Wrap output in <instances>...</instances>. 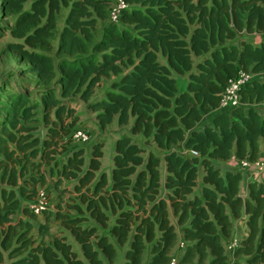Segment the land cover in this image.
<instances>
[{"label": "trees", "instance_id": "obj_1", "mask_svg": "<svg viewBox=\"0 0 264 264\" xmlns=\"http://www.w3.org/2000/svg\"><path fill=\"white\" fill-rule=\"evenodd\" d=\"M115 2L0 0V41L13 38L0 54L17 55L21 72L44 85L37 99L19 84L0 89V264H169L175 256L180 264H264V177L249 180L237 163L264 152V77L219 111L230 79L264 73V0H125L117 22ZM78 101L104 129L131 124L116 137L109 171L103 139L74 137ZM139 134L158 151L140 145ZM47 173L61 195L71 180L73 195L40 217L30 204ZM52 218L82 256L67 234L46 239ZM236 222L247 234L230 252Z\"/></svg>", "mask_w": 264, "mask_h": 264}, {"label": "rangeland", "instance_id": "obj_2", "mask_svg": "<svg viewBox=\"0 0 264 264\" xmlns=\"http://www.w3.org/2000/svg\"><path fill=\"white\" fill-rule=\"evenodd\" d=\"M117 2V0H116ZM115 2V3H116ZM69 11V7H64L62 9L61 14L58 16V27L55 30V35H54V41L55 44H57L58 39H59V35L61 33V30L63 28L64 22H65V18L68 14ZM4 24H9V25H13L14 22L13 20L8 21V22H2ZM101 31L102 28H100L99 33L97 35V37H99L101 35ZM13 39L9 34L4 37L1 41H0V50L3 48V46L7 43L8 40ZM24 66L19 62V58L17 55H15L14 53H11L8 56H4L0 54V89L1 87H4L3 85L5 83L8 82L9 86L11 85L12 87L16 88L17 86L15 85H20L23 88H26L27 90H29V92L32 95V98H39V94L38 91L39 89L44 88V85H40L38 79L36 78V76L31 75V74H27L24 75L23 72H21V69ZM13 73L12 76H9L10 73ZM9 73V74H8ZM261 77H264V73L259 74ZM179 77V80H181L180 82V87L185 86V81L187 80L186 77ZM8 78V79H7ZM109 83V81L107 79H104L103 84L100 85L97 89V95H101L104 92L105 87L107 86V84ZM7 103V97L6 94L4 92H2L0 90V112L2 111V107H4ZM74 106L76 107V115L79 117V122L78 125L81 126V130L85 131L89 137H90V141L96 139V138H100L103 139L106 144L104 146V157H103V164H102V169L109 171L112 165V154L114 152V143L116 140V137H118V133H127L130 134L131 131V124L129 125H125V126H119L117 123H114L110 126H108L106 129L100 127L99 122L97 121V119L95 118V113L91 110H89L86 106V104L84 102L78 101L77 103L74 104ZM262 111H264V103H262L260 106ZM39 112L37 113V118H38V124H39V130L36 132L38 135H43L44 133V123L42 120V113L40 110H38ZM134 139L136 141L139 142L140 145L147 147V149H155L156 151H158L155 147V145L152 143L150 145H147L148 143H146V138H144L143 135L139 134V135H134ZM264 143V142H263ZM147 145V146H146ZM264 146V145H263ZM264 151V149H263ZM260 159H264V152L261 154V156L259 157ZM217 164H220V166L222 165V170H224L226 168V164L227 162H218ZM235 165V164H234ZM48 177H49V183L44 186L41 187V189L46 191L47 194V202H48V206L50 207L51 210H55L56 209V203H59L60 201H62V203H65L66 200L72 201V193H71V189L73 187V182L71 180H64L63 184H62V188H66L69 189V191L67 193H65L64 195H61V192L59 190L55 189V184L53 179L49 176V174L47 173ZM243 177H245V174L243 173ZM245 179V178H243ZM25 203H29L26 202ZM41 215V214H40ZM40 217H43V215H41ZM242 223V222H240ZM235 223V228H234V238H243L246 235V230H247V226L242 223ZM49 233L48 235H46V239L52 240L53 237L55 236H63L65 234H67L69 240L74 244V248L76 250H78L80 252V255L82 256V252L80 249V245L76 242L75 238L69 233V231H67L64 227V225L62 224V222L60 220H55L54 218H52L49 222ZM181 246V244H180ZM179 247V245H178ZM149 252V249H148ZM123 254H122V249L119 255V259L121 260ZM231 260L234 259L233 254L230 255ZM244 258V256H242V259ZM10 263V259L7 258V260L2 263V264H9ZM118 264V263H116Z\"/></svg>", "mask_w": 264, "mask_h": 264}, {"label": "built area", "instance_id": "obj_3", "mask_svg": "<svg viewBox=\"0 0 264 264\" xmlns=\"http://www.w3.org/2000/svg\"><path fill=\"white\" fill-rule=\"evenodd\" d=\"M126 6L125 0H117L110 12V19L112 21L117 22L119 20L121 10L123 7ZM264 36V33H263ZM259 74L247 72L241 70L237 77L230 79L227 84L225 91L222 94V98L219 105L220 112H228L233 107L238 106L241 103V95L240 90L242 86L255 78H260ZM75 139L80 143H86L90 140L89 135L81 130L78 129L74 135ZM193 155H199L197 151H191ZM238 165L241 169H243L247 174V178L249 180L259 179L258 176H263L264 174V159H254L250 160L248 158H244L239 160ZM47 194L46 191L43 189L39 190L38 196L36 199L30 204V208L37 214H41L48 206L47 202ZM181 245H184V242H181ZM240 245L239 238H233L227 245V250L230 252H234L238 246ZM169 264H180L178 258L175 256L172 258Z\"/></svg>", "mask_w": 264, "mask_h": 264}, {"label": "crops", "instance_id": "obj_4", "mask_svg": "<svg viewBox=\"0 0 264 264\" xmlns=\"http://www.w3.org/2000/svg\"><path fill=\"white\" fill-rule=\"evenodd\" d=\"M178 78V80H179V77H177ZM182 80V79H181ZM181 80H179V82H181ZM204 120H206V122H210V120H211V117L208 115V116H206L205 118H204ZM264 143L262 142V149H264ZM234 164H236V163H234L233 161H228V165H230V166H233ZM258 177H260L259 179H261V176H258ZM262 177H264V174H263V176ZM245 183H246V181H244V183H242L243 185H242V187H244L245 186ZM244 189H245V187H244ZM175 221V220H174ZM240 224H242V223H240ZM246 234H247V230H246Z\"/></svg>", "mask_w": 264, "mask_h": 264}]
</instances>
